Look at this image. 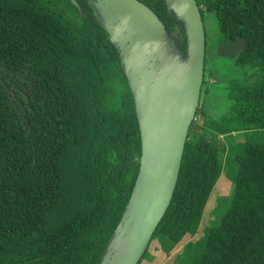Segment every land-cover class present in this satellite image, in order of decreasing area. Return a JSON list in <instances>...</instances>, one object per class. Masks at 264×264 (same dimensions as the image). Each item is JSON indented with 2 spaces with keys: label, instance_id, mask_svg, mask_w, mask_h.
Segmentation results:
<instances>
[{
  "label": "trees",
  "instance_id": "16d2710c",
  "mask_svg": "<svg viewBox=\"0 0 264 264\" xmlns=\"http://www.w3.org/2000/svg\"><path fill=\"white\" fill-rule=\"evenodd\" d=\"M75 1L82 13L71 0H0V264H100L140 173L120 53L89 0ZM139 1L171 36L180 23L165 1ZM195 1L223 41L244 42L235 64L255 72L230 83L220 122L198 110L153 241L169 258L189 238L173 264H264V0ZM238 133L244 143L226 148ZM227 152L238 166L229 207L190 241Z\"/></svg>",
  "mask_w": 264,
  "mask_h": 264
},
{
  "label": "water",
  "instance_id": "95a60500",
  "mask_svg": "<svg viewBox=\"0 0 264 264\" xmlns=\"http://www.w3.org/2000/svg\"><path fill=\"white\" fill-rule=\"evenodd\" d=\"M164 1L184 28L186 57L182 48L171 45L154 11L139 0H89L120 53L142 137L140 173L100 264L143 260L172 203L201 103L207 49L201 8L195 0Z\"/></svg>",
  "mask_w": 264,
  "mask_h": 264
},
{
  "label": "rangeland",
  "instance_id": "374dc122",
  "mask_svg": "<svg viewBox=\"0 0 264 264\" xmlns=\"http://www.w3.org/2000/svg\"><path fill=\"white\" fill-rule=\"evenodd\" d=\"M204 23L207 32L206 66L201 103L198 110L203 107L208 119L216 124L221 121L228 110L229 102L227 88L230 83L237 80H244L248 77L250 78L254 75L253 73L255 70L250 67H238L235 64L236 59L243 49L244 42L242 40L223 41L220 35L218 21L214 13L205 12ZM182 34L185 37L184 28L179 24V26L175 28L174 33L169 37V41L173 47L182 48ZM196 119L201 121V116H196ZM229 141L231 142L226 148H229L231 143L235 145L239 143L243 144L245 137H243V133L233 134V137L229 138ZM227 142L228 139H225V141L222 139L220 144L226 145ZM228 160H230V158H228L227 152L223 157L224 175L208 201L199 233L196 237L190 239V241H195L199 237H202L206 228L208 229L216 226L229 207L235 189L238 166L236 163H231ZM188 241L189 238L179 246L180 249L178 252L171 254L169 258L155 252L154 249L157 248L159 243L156 240L152 241L147 251V256L151 255L154 260L151 261L145 257L141 264H173L175 255L181 252L184 244ZM158 250L162 251L160 245L158 246Z\"/></svg>",
  "mask_w": 264,
  "mask_h": 264
},
{
  "label": "crops",
  "instance_id": "0c3cea01",
  "mask_svg": "<svg viewBox=\"0 0 264 264\" xmlns=\"http://www.w3.org/2000/svg\"><path fill=\"white\" fill-rule=\"evenodd\" d=\"M158 246H159V245H157V248H155L154 251H155V252H158V253H160V254L165 255L162 251H159V250H158ZM177 250H179V248H178ZM181 250H182V249H181ZM165 256H166V255H165ZM166 257H167V256H166Z\"/></svg>",
  "mask_w": 264,
  "mask_h": 264
},
{
  "label": "bare ground",
  "instance_id": "6f19581e",
  "mask_svg": "<svg viewBox=\"0 0 264 264\" xmlns=\"http://www.w3.org/2000/svg\"><path fill=\"white\" fill-rule=\"evenodd\" d=\"M175 7H176V8H178V6H177V5H176ZM178 9H179V8H178Z\"/></svg>",
  "mask_w": 264,
  "mask_h": 264
}]
</instances>
